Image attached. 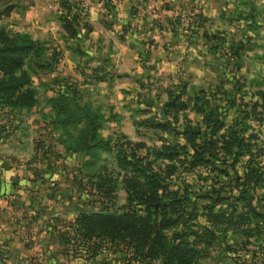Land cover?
Here are the masks:
<instances>
[{
    "label": "rangeland",
    "instance_id": "1",
    "mask_svg": "<svg viewBox=\"0 0 264 264\" xmlns=\"http://www.w3.org/2000/svg\"><path fill=\"white\" fill-rule=\"evenodd\" d=\"M34 1L0 0V12L4 5H12L7 15L0 14V24L28 32L40 45L23 65L35 102L28 109L0 104V143L10 137L9 142L17 145L20 154L31 146L30 155H21L13 162L12 175L39 180L44 173H54V185L64 178L62 182L68 186L59 188L61 200L54 206L58 230H66L75 210L100 205L90 200L97 197L88 192L86 182V174L97 172L98 167L111 170L115 179L110 209L119 211L126 202L119 180L123 170L116 163L113 149L96 150L93 166L86 167L78 155L65 154L58 142L67 130L50 129L48 97L60 87L74 89L79 103L86 102L99 112L102 119L98 135L108 138L112 145L123 143L126 150L135 142L143 144L137 150L139 154L165 141L184 142L180 135L142 123L145 118L161 120V105L173 96L186 102V108H167L164 118L170 123H189L201 130V117L191 106L203 96L222 109L219 132L243 116L235 127L249 135L252 153L257 148L264 150V0H150L144 9L133 8L132 4L128 11L115 9L112 0L111 8L103 0L99 7H92V0H64L76 14L78 38H68L57 20L61 0H55V10L34 9ZM41 149L47 150L43 158ZM4 151H0V157L6 155ZM247 157L242 155L233 165L237 175L242 174V160ZM250 161L261 175L259 185L251 192V203L262 216L249 217L234 228L206 221L208 214L202 205L207 200L198 196L220 184L226 195L230 191L229 176L213 174L206 163L193 167L159 159L151 163L152 169L164 176L168 190L178 194L190 191L188 239L202 251L201 264L264 262V152L253 154ZM47 163L48 172L42 171ZM170 164L175 165L172 171ZM241 205L231 197L223 198L213 204V212L222 209L228 213L233 206L239 212ZM64 254L76 264L126 263L117 250L87 261L73 249Z\"/></svg>",
    "mask_w": 264,
    "mask_h": 264
},
{
    "label": "trees",
    "instance_id": "2",
    "mask_svg": "<svg viewBox=\"0 0 264 264\" xmlns=\"http://www.w3.org/2000/svg\"><path fill=\"white\" fill-rule=\"evenodd\" d=\"M103 1L108 8L112 7L109 0ZM58 6L61 10L57 20L61 28L68 38H78V20L76 14L70 11L72 6L64 0ZM11 9V4L4 5L0 14L7 15ZM39 46V42L28 32L10 30L0 24V104L10 109H28L35 102V93L23 65ZM76 50L82 52L81 49ZM199 91L204 94L202 89ZM195 101L191 108L201 117V130L189 123H170L166 118L159 121L145 118L142 120L144 125L180 135L184 142L165 141L159 146L146 147L145 152L139 154L137 150L143 147L142 143L135 142L126 150L123 143L114 142L112 145L108 138L100 137L98 129L102 115L86 102L79 103L74 89L60 87L48 97L50 129L67 130L64 139L58 140L65 154L78 155L83 159V165L92 167L96 150L108 152L113 149L116 163L123 170L119 180L126 192L124 207L119 211L112 210L115 179L111 170L98 167L97 172L87 173L88 192L97 197L90 200H96L100 205L88 210H75L66 230H57L64 252L73 249L80 252L86 261L98 254L117 250L124 256L125 264L131 261L137 264H201L202 251L188 239L186 216L191 212L190 191L178 194L175 190H168L164 176L151 167L152 161L157 159L176 161L178 165L189 167L206 163L213 174L230 177V191H226V195L222 194L225 188L222 184L216 188L212 185L211 190L198 195L207 200L202 208L206 210L209 217L206 221L211 225L223 223L234 228L245 224L249 217L262 216L251 203V192L259 185L261 175L250 160L253 154H261L264 150L257 148L252 153L249 135H244L243 129L235 127L242 122L243 116L219 132L222 126L221 107L209 103L203 96ZM169 107L184 109L186 102L173 96L164 101L160 113L166 117L165 111ZM46 151L41 149L42 158ZM244 154L248 157L242 160V174L237 175L233 165ZM168 166L170 171L175 168L174 164ZM228 197L233 198L235 203L240 202L242 210L235 212L233 206L228 213H223L222 209L213 212V204ZM238 231L248 235L243 229Z\"/></svg>",
    "mask_w": 264,
    "mask_h": 264
},
{
    "label": "crops",
    "instance_id": "3",
    "mask_svg": "<svg viewBox=\"0 0 264 264\" xmlns=\"http://www.w3.org/2000/svg\"><path fill=\"white\" fill-rule=\"evenodd\" d=\"M149 1L112 0V3L115 9L128 11L132 4L133 8L142 10L149 6ZM90 3L92 7H99L102 0H92ZM40 8L55 10L57 2L35 0L34 9ZM9 138L0 143V151L5 150L6 153L0 157V264H76L62 250L57 237L58 220L55 218L58 212L54 206L62 196L59 188L68 185L62 182L64 178L54 185L52 178L55 174H50L46 167L42 171L48 173H44L39 180L12 175L13 162L21 155H30L32 149L30 146L27 152L20 154L17 145L9 142ZM6 143L9 145L6 146ZM65 195L68 196V192ZM89 264L97 262L90 261Z\"/></svg>",
    "mask_w": 264,
    "mask_h": 264
},
{
    "label": "water",
    "instance_id": "4",
    "mask_svg": "<svg viewBox=\"0 0 264 264\" xmlns=\"http://www.w3.org/2000/svg\"><path fill=\"white\" fill-rule=\"evenodd\" d=\"M164 117H165V116H164V114H163V113H161V114H160V116H159V118H161V119H162V118H164ZM12 179L14 180L15 178H14V177H12Z\"/></svg>",
    "mask_w": 264,
    "mask_h": 264
}]
</instances>
